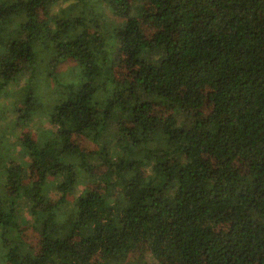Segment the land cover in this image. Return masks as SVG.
<instances>
[{
  "label": "trees",
  "instance_id": "obj_1",
  "mask_svg": "<svg viewBox=\"0 0 264 264\" xmlns=\"http://www.w3.org/2000/svg\"><path fill=\"white\" fill-rule=\"evenodd\" d=\"M4 100L0 264H264V0H0Z\"/></svg>",
  "mask_w": 264,
  "mask_h": 264
},
{
  "label": "rangeland",
  "instance_id": "obj_2",
  "mask_svg": "<svg viewBox=\"0 0 264 264\" xmlns=\"http://www.w3.org/2000/svg\"><path fill=\"white\" fill-rule=\"evenodd\" d=\"M65 3H60V5H64ZM75 71H77V66H76V63L75 62H73V61H70L68 64H67V66H65L64 68L62 67H60L59 68V71H58V77L59 78H65V77H67V75H68V73L69 72H75ZM53 81H55L54 79H53ZM3 105H2V107H0V122H4V121H6V120H10V119H14V118H16L17 116H16V113L15 114H13V112H14V110H15V107L16 106H21V104L20 103H17V102H11V101H3ZM197 106H198V104L197 103H195V107L197 108ZM4 120V121H3ZM42 127H43V124L41 123V125L39 124L37 127H36V129L35 128H32V127H30V130H31V132L32 133H35L36 134V131H39V130H41L42 129ZM25 131V128H22V129H20L19 130V132H24ZM22 136V135H21ZM87 149H89L90 151H93L94 149H95V147L94 146H90V147H88ZM109 175V174H108ZM101 186L103 187L104 185L101 183ZM82 187H79V188H77L75 191H74V193H76V194H80L81 193V191H82ZM77 196V195H76ZM109 199L110 198H112V196H110V197H108ZM137 260V259H136ZM135 259H129L128 258V260L126 261V263H128V264H132L133 262H135L136 261Z\"/></svg>",
  "mask_w": 264,
  "mask_h": 264
}]
</instances>
